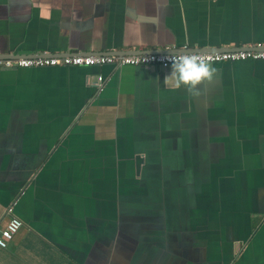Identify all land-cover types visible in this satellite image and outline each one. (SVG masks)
Instances as JSON below:
<instances>
[{"label":"crops","instance_id":"1","mask_svg":"<svg viewBox=\"0 0 264 264\" xmlns=\"http://www.w3.org/2000/svg\"><path fill=\"white\" fill-rule=\"evenodd\" d=\"M254 46L264 0H0V57ZM211 64L0 68V264H264V59Z\"/></svg>","mask_w":264,"mask_h":264},{"label":"built area","instance_id":"2","mask_svg":"<svg viewBox=\"0 0 264 264\" xmlns=\"http://www.w3.org/2000/svg\"><path fill=\"white\" fill-rule=\"evenodd\" d=\"M199 54L207 57L210 62L238 61L245 59H264V47H247L243 49H223L216 51H183ZM170 52L149 53H72V54H40L32 57H0V68L11 67H43V66H87L111 64L114 66H159L165 68L168 61L165 59ZM98 85H101V76L97 77ZM10 204L5 209L7 219L0 223V247L7 246L8 241L18 232L22 221L12 213Z\"/></svg>","mask_w":264,"mask_h":264},{"label":"clouds","instance_id":"3","mask_svg":"<svg viewBox=\"0 0 264 264\" xmlns=\"http://www.w3.org/2000/svg\"><path fill=\"white\" fill-rule=\"evenodd\" d=\"M168 72L162 78V85L169 90L183 88L191 96H198L204 82L211 81L216 68L202 55L190 52H170Z\"/></svg>","mask_w":264,"mask_h":264},{"label":"rangeland","instance_id":"4","mask_svg":"<svg viewBox=\"0 0 264 264\" xmlns=\"http://www.w3.org/2000/svg\"><path fill=\"white\" fill-rule=\"evenodd\" d=\"M262 231H263V228H262ZM258 235L255 234L254 237H257ZM256 241H251L249 243L248 246H246V248H244L243 252H242V255H241V258L238 259V263H241V264H254V260L252 259L253 257H256V259L260 258L261 255H260V252L257 251L256 249V246H254V252L251 256H249L248 252L251 250L250 247H252L253 244H255ZM225 244V243H224Z\"/></svg>","mask_w":264,"mask_h":264},{"label":"water","instance_id":"5","mask_svg":"<svg viewBox=\"0 0 264 264\" xmlns=\"http://www.w3.org/2000/svg\"><path fill=\"white\" fill-rule=\"evenodd\" d=\"M254 47H258V46H254ZM260 47H264V46H260ZM167 51H170V50L160 49V51H155V52H167ZM148 52H152V51H148ZM148 52H146V53H148ZM140 53H143V51H140ZM11 68H16V67L14 66V67H11ZM11 68H6V69H11Z\"/></svg>","mask_w":264,"mask_h":264}]
</instances>
